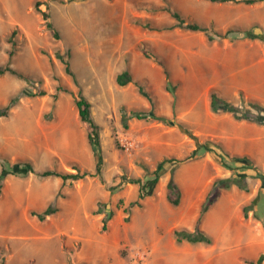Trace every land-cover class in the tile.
<instances>
[{"label":"rangeland","instance_id":"1","mask_svg":"<svg viewBox=\"0 0 264 264\" xmlns=\"http://www.w3.org/2000/svg\"><path fill=\"white\" fill-rule=\"evenodd\" d=\"M36 2L47 12L46 20ZM166 5L208 30L173 26ZM226 30L232 32L218 36ZM224 48L235 51L230 66L220 72L231 82H246L249 93L262 95L256 99L242 90L228 101L263 116L249 103L264 106V93L254 90V84H264V0H0V67L10 63L32 78L0 74V109L17 97L0 116V171L1 164L10 170L23 161L34 170L7 173L0 180V264H248L244 258L262 253L264 226L248 223L251 216L241 220L252 228L239 220L242 188L228 198L238 208L230 204L223 213L214 201L203 215L200 227L212 237L210 244L177 242L173 235L174 228L193 229L216 175L243 174L245 186L252 189L264 174L261 163L257 168L250 158L234 166L231 158L223 157L224 165L220 157L209 95ZM243 48L246 54L241 55L237 50ZM143 49L158 55L168 78ZM58 54L69 61L73 75ZM126 68L145 94L132 82L116 83V74ZM58 84L69 92L59 91L54 98ZM38 90L45 94L29 95ZM78 91L91 103L97 149L89 144L87 124L74 104ZM122 105L165 115L173 124L131 117L125 128ZM196 148L194 158L165 163L151 181L163 157L183 159ZM74 165L96 175L63 184L60 177L37 174L47 168L75 173ZM170 176L181 191L177 205L166 199ZM132 180L145 184V191L141 206L128 209L139 192ZM54 199L57 211L44 220L30 213ZM215 228L228 237L225 242L215 237Z\"/></svg>","mask_w":264,"mask_h":264},{"label":"trees","instance_id":"2","mask_svg":"<svg viewBox=\"0 0 264 264\" xmlns=\"http://www.w3.org/2000/svg\"><path fill=\"white\" fill-rule=\"evenodd\" d=\"M210 1L224 2V1H231V0H210ZM233 1H235V0H233ZM237 1H241V2H244L246 4H252V3H255L258 1H262V0H237ZM35 5H36L35 9L39 10V8H38L39 2H36ZM164 9L166 11H168L170 13V15L174 18L175 24L173 26L182 27V28H185V29H188L191 31L206 32L208 30V26L200 24V23L195 22V21L187 20L184 16L181 15V13L178 10L171 8L169 5H166L164 7ZM39 11L41 12V14L43 16V19L46 20L48 18L47 12L41 11V10H39ZM45 25L48 29H50L53 32V35L55 37H57V32L54 30L51 22L45 21ZM229 32H232V30H226L225 33L219 34L218 36L221 38H224ZM15 33H16L15 31H12L11 36L9 37V41L12 43V45H14V41L12 39V36ZM207 38H208V40L213 39V37L210 35H207ZM142 51L146 57H151L152 59H154L155 61H157L159 64H161L163 66L165 76H166V78H168V70H167L166 66L164 65L163 61L158 58V55L153 54V53H151L145 49H143ZM13 53H14V51H13V49H11L9 51V54H8L9 59L11 58ZM58 57L64 63L65 71L68 74L73 75V72L70 69L69 61L67 59H64L60 54H58ZM6 72L13 74V75H16L18 77L24 78L25 80H27L29 82H32V78L30 76L22 74L21 72H19L15 68H13L10 65V63H7L6 65L0 67V74L6 73ZM115 80H116V83L120 86L126 85L129 82H132L134 85L137 86L138 91L140 93L145 94L144 91L142 90V87L139 84V82L137 80L133 79V76H132V74L128 68L117 73L115 76ZM59 91L69 92L67 87H65L61 84H58L55 87V93L53 94L54 98L57 96V93ZM239 93L241 94L242 92L240 91ZM44 94H45L44 90H38V91H34V92L32 91L29 93V95H31V96L44 95ZM209 98H210V100H209L210 109L214 113L215 112L216 113L230 112L237 119H246L249 121H255V122L264 124V115L263 116H260L258 114L253 115L250 112V110H241L237 105H235L232 102H229L228 100H226L225 98L220 96L215 89H212L210 91ZM16 99H17V97L12 98L3 108L0 109V116H4L7 114L8 110L16 102ZM74 104L76 106L77 113H78L80 120L87 124V139H88L89 144L91 145V147L93 149H97L99 144H100L98 125L96 124V122L93 120V118L91 116V113H90L91 103H90V101L87 98H85L78 91L77 94L75 95V98H74ZM249 105L252 108L257 109L259 113L262 111L264 112V106H261L257 102L250 101ZM131 117H135V118H139V119L151 117L154 119H158L167 125L173 124V120L171 118L165 116V115H158L152 111H147V110H138V109H129L128 110V109H126V107L124 105H122L120 107V120H121L122 125L125 128L128 126V120ZM196 153H197V148L194 149L191 152V154H189L187 157H185L183 159H178V158H174V157H163L161 160H159L156 163L155 169L152 172L154 177L151 181L153 182V181H156L158 179L159 171L163 168L165 163H174V162L180 163L184 160L194 158L196 156ZM226 156L231 158V160L235 161V162L236 161H242V160L244 161V159L248 161V159H249L246 156H237V155L230 156L227 152L223 151V155L222 154L220 155L223 164L225 163L223 161V159H224L223 157H226ZM1 165H2V167H1V171H0V180L3 177H5L7 175V173L25 175L28 172L34 171L31 163L27 162V161H23V162L15 164L14 166H12V168L10 170H7L4 166V164H1ZM72 168L76 170L75 173L59 171V170L52 169V168H47V169H44L42 171H39L37 174L41 177H49V176L60 177L63 184L69 178L74 180V179H83L85 177H89V176L91 177V176L96 175V172H89L87 170L80 171V168L77 165L72 166ZM96 169H97V173H99L100 172V170H99L100 169V163L99 162H98ZM21 170H23V171H21ZM258 177L260 178V187L264 188V174L260 175ZM244 179H245V177L243 174H231L227 177H218L215 180H213V182L210 185L209 190L206 192L205 197H204L203 201L201 202L199 212H198V216L195 220V224H194L193 229H188L186 227L174 228L173 229V235L175 237V240L177 242L187 241L189 243L210 244L212 241V237L200 227L201 219H202L203 215L210 209V207L213 205L214 201L217 199L220 189H228L232 185H236L238 188H242V189L247 190V187L244 184ZM132 181L139 184V192H138L137 199L128 202V209H130L134 206H138V207L141 206V199L143 198L144 191H145V184H141L139 180H132ZM166 190H167L166 191V199L168 200V202L172 205H177L179 203L181 191L178 188V186L175 183L172 176H170L168 181H167ZM258 196H259V194L257 193L256 196L251 199L249 204L242 206V213H243L244 217H247L248 210H250L252 208V206L257 202ZM54 201H55V199L53 200V202L49 203L42 211L38 212V211L31 210L30 213L32 215H35L39 220H44L47 216H49V215H51L57 211V207L54 205ZM120 201H122V200H120ZM102 228L103 229L105 228L104 224H103ZM243 261L245 263H248V264H263L264 263V251L262 253H260L256 259L244 258Z\"/></svg>","mask_w":264,"mask_h":264},{"label":"crops","instance_id":"3","mask_svg":"<svg viewBox=\"0 0 264 264\" xmlns=\"http://www.w3.org/2000/svg\"><path fill=\"white\" fill-rule=\"evenodd\" d=\"M220 51L224 53L222 55L224 57L222 58L223 60H220V65H219L220 69L218 70L219 72H217V74L215 73V90L218 92V94L223 98H225L226 100H228V98L231 95H234L237 91L243 90L247 95L251 97H254L256 99H262L261 97L262 95L260 96L259 93L248 92V90L245 87L246 82H233V81L231 82L227 76L223 75V73L220 72V70L224 71L225 68H228L230 66V62L233 59V54H234L233 52L235 50L224 48L223 50ZM220 51L218 52V55L220 54ZM227 51H229V53H227ZM238 51H240L241 55L246 54L245 52L246 50L244 48L243 50L242 49L237 50V52ZM238 55L239 53L237 54V56ZM254 87H256L257 89H255ZM254 87H253L254 90H258V91L260 90V93H264V84L256 83L254 84ZM215 138L218 139V144L222 147L223 151L227 152L230 156L233 155L246 156L252 159L253 161L257 162V164H259L257 168H259L260 163H261V167L264 168V124L263 123L249 121L246 119H237L230 112H221V113L215 112ZM225 158L230 160L229 157L227 156ZM232 165L237 166L239 164L234 162V164ZM233 171L235 172V170ZM229 175H231L230 172ZM216 178H218L217 175L215 176V179ZM238 192L239 189L236 185H232L228 189H220L219 195L215 200V206L222 205L221 212L223 213H225L226 210L227 211L230 210L229 209L230 204H235L238 208L240 204L237 205L236 204L237 201L235 199H228L233 194L235 193L238 194ZM243 193H244V195L242 196L243 201L240 202L241 211H242V206L249 204L251 199L254 198L257 193L259 194V196L257 202L252 206L250 210H248L247 217H244L242 213V216H240L239 220L242 223H244V225L250 226L251 228H252L251 223L254 222L259 223L261 227L262 225L264 226V188H260L259 183H254L252 189H250V187H247V190H245ZM254 216L257 217L256 218L257 220L256 219L252 220V217ZM248 217L251 218L248 221V223H250L251 225H248V223L241 220V218L245 220ZM256 235L260 237L259 234ZM215 237L218 240L221 238V240H223L224 242L228 239L226 235H218L216 228H215ZM257 256L255 258H246V259H256Z\"/></svg>","mask_w":264,"mask_h":264}]
</instances>
